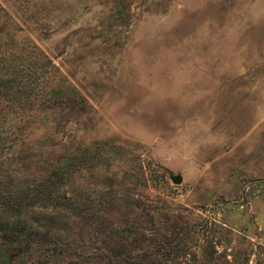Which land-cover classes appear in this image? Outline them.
<instances>
[{
	"label": "rangeland",
	"instance_id": "374dc122",
	"mask_svg": "<svg viewBox=\"0 0 264 264\" xmlns=\"http://www.w3.org/2000/svg\"><path fill=\"white\" fill-rule=\"evenodd\" d=\"M0 7L10 17L1 22L0 11V50L10 52L1 72L19 74L42 56L57 68L47 64L36 80L42 105L18 106L30 115L18 128L31 148L29 179L58 160L62 171L77 170L75 238L90 248L104 243L92 229L114 218L95 212L111 214L114 200L148 192L190 217L213 216L234 232L238 258L249 251L248 264H264V0ZM19 81L2 83L27 82Z\"/></svg>",
	"mask_w": 264,
	"mask_h": 264
},
{
	"label": "trees",
	"instance_id": "16d2710c",
	"mask_svg": "<svg viewBox=\"0 0 264 264\" xmlns=\"http://www.w3.org/2000/svg\"><path fill=\"white\" fill-rule=\"evenodd\" d=\"M0 11L5 23L10 17L1 7ZM9 55V50H0V264H248L251 252L238 258L234 232L213 216L190 217L189 208L148 192L114 200L111 214L95 212L99 218H114L107 229H92V234L107 238L104 243L90 248L82 236L75 238L70 227L81 217L77 170L62 171L58 160L29 179L23 166L29 165L26 155L31 148L18 128L30 116L20 114L18 106L42 105L33 94L36 80L46 76L47 64L57 68L42 56L38 65L11 76L1 72L10 65ZM2 80L27 82L9 88ZM142 177L145 187L149 178ZM40 209L44 210L37 212Z\"/></svg>",
	"mask_w": 264,
	"mask_h": 264
},
{
	"label": "water",
	"instance_id": "95a60500",
	"mask_svg": "<svg viewBox=\"0 0 264 264\" xmlns=\"http://www.w3.org/2000/svg\"><path fill=\"white\" fill-rule=\"evenodd\" d=\"M171 181L174 183H178L180 181V176H178V175L172 176Z\"/></svg>",
	"mask_w": 264,
	"mask_h": 264
}]
</instances>
